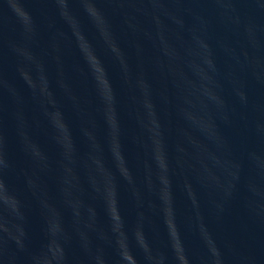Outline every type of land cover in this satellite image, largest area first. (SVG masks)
Wrapping results in <instances>:
<instances>
[{"label": "water", "instance_id": "95a60500", "mask_svg": "<svg viewBox=\"0 0 264 264\" xmlns=\"http://www.w3.org/2000/svg\"><path fill=\"white\" fill-rule=\"evenodd\" d=\"M9 264H264V0H0Z\"/></svg>", "mask_w": 264, "mask_h": 264}]
</instances>
